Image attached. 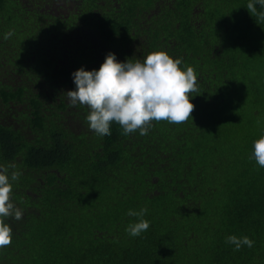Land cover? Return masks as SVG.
<instances>
[{
  "label": "trees",
  "instance_id": "1",
  "mask_svg": "<svg viewBox=\"0 0 264 264\" xmlns=\"http://www.w3.org/2000/svg\"><path fill=\"white\" fill-rule=\"evenodd\" d=\"M248 2L0 0V167L23 211L0 264H264V8ZM155 51L196 71L192 119L96 134L71 74Z\"/></svg>",
  "mask_w": 264,
  "mask_h": 264
},
{
  "label": "clouds",
  "instance_id": "2",
  "mask_svg": "<svg viewBox=\"0 0 264 264\" xmlns=\"http://www.w3.org/2000/svg\"><path fill=\"white\" fill-rule=\"evenodd\" d=\"M257 4L264 8V0H249L247 10L256 12ZM12 35L8 31L4 38ZM182 63V58H173L166 51L152 52L135 62L132 58L119 61L115 53L109 52L98 70L81 67L71 74L75 90H69L67 95L73 105L80 103L90 108L86 120L96 134L111 135L114 121L126 135L136 130L146 135L153 120L182 123L192 119L191 93L197 90V73L191 66L181 68ZM252 158L264 167V136L254 142ZM19 175L0 167V249L10 245L13 238L7 218L14 216L19 220L23 216L12 201L13 182ZM147 212V208L129 209V216L140 218L127 227L131 236H139L150 227V221L143 219ZM226 242L236 250L244 245L251 248L255 243L248 236L236 235H229Z\"/></svg>",
  "mask_w": 264,
  "mask_h": 264
},
{
  "label": "rangeland",
  "instance_id": "3",
  "mask_svg": "<svg viewBox=\"0 0 264 264\" xmlns=\"http://www.w3.org/2000/svg\"><path fill=\"white\" fill-rule=\"evenodd\" d=\"M22 1L28 2L29 0H22ZM68 10L70 12H74V10L72 9V6L68 5V6H64V8L60 9L59 12H57L56 14L59 15V16L60 15H64V14L68 13ZM97 45H98V43L96 42V40H91L90 47L96 48Z\"/></svg>",
  "mask_w": 264,
  "mask_h": 264
}]
</instances>
